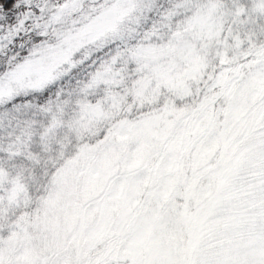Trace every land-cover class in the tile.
I'll return each instance as SVG.
<instances>
[{"label": "snow or ice", "instance_id": "obj_1", "mask_svg": "<svg viewBox=\"0 0 264 264\" xmlns=\"http://www.w3.org/2000/svg\"><path fill=\"white\" fill-rule=\"evenodd\" d=\"M0 264H264V0H0Z\"/></svg>", "mask_w": 264, "mask_h": 264}]
</instances>
